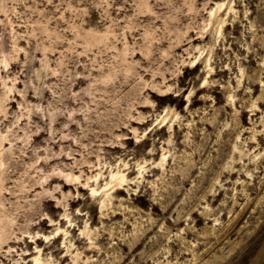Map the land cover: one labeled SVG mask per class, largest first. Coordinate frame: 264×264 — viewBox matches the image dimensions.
I'll use <instances>...</instances> for the list:
<instances>
[{
  "label": "rangeland",
  "instance_id": "374dc122",
  "mask_svg": "<svg viewBox=\"0 0 264 264\" xmlns=\"http://www.w3.org/2000/svg\"><path fill=\"white\" fill-rule=\"evenodd\" d=\"M0 264H264V0H0Z\"/></svg>",
  "mask_w": 264,
  "mask_h": 264
}]
</instances>
